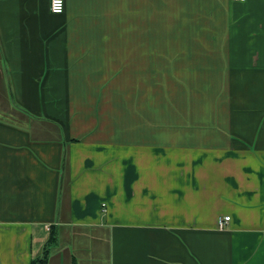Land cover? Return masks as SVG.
Masks as SVG:
<instances>
[{
  "label": "crops",
  "instance_id": "1",
  "mask_svg": "<svg viewBox=\"0 0 264 264\" xmlns=\"http://www.w3.org/2000/svg\"><path fill=\"white\" fill-rule=\"evenodd\" d=\"M44 255L264 264V0H0V264Z\"/></svg>",
  "mask_w": 264,
  "mask_h": 264
},
{
  "label": "built area",
  "instance_id": "2",
  "mask_svg": "<svg viewBox=\"0 0 264 264\" xmlns=\"http://www.w3.org/2000/svg\"><path fill=\"white\" fill-rule=\"evenodd\" d=\"M243 2L244 0H233ZM65 0H49V10L53 15H61L64 12ZM230 220L229 217H221L217 220V228L224 229L226 223Z\"/></svg>",
  "mask_w": 264,
  "mask_h": 264
},
{
  "label": "trees",
  "instance_id": "3",
  "mask_svg": "<svg viewBox=\"0 0 264 264\" xmlns=\"http://www.w3.org/2000/svg\"><path fill=\"white\" fill-rule=\"evenodd\" d=\"M55 237L52 236L51 237V243L54 242ZM50 243V244H51ZM46 253V252H45ZM30 264H46V258L45 255L39 258H34L33 260H31Z\"/></svg>",
  "mask_w": 264,
  "mask_h": 264
}]
</instances>
